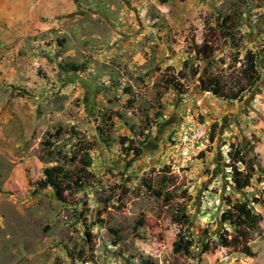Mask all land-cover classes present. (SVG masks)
I'll list each match as a JSON object with an SVG mask.
<instances>
[{"label": "rangeland", "instance_id": "1", "mask_svg": "<svg viewBox=\"0 0 264 264\" xmlns=\"http://www.w3.org/2000/svg\"><path fill=\"white\" fill-rule=\"evenodd\" d=\"M184 64L185 94L158 99ZM199 78L247 91L219 98ZM85 152L90 181L58 200L44 169L75 179ZM252 198L248 257L219 246L220 215ZM0 264H264V0H0Z\"/></svg>", "mask_w": 264, "mask_h": 264}, {"label": "trees", "instance_id": "2", "mask_svg": "<svg viewBox=\"0 0 264 264\" xmlns=\"http://www.w3.org/2000/svg\"><path fill=\"white\" fill-rule=\"evenodd\" d=\"M230 20L228 17L224 19V23L220 26L222 29V35L224 37H230L229 29L230 27L226 25V23ZM212 30V28H210ZM233 40V38L231 37ZM194 52L196 55L202 56L204 59H208L209 56L213 52V48L211 45L207 43V41H203V43L194 47ZM245 69L243 74L245 75V79L249 87L256 81V59L255 55L250 52L245 55ZM186 64H184V68L177 75H168L164 73L158 85V93L157 98L159 99L160 95L166 93L170 89L176 91L177 93L183 95L186 92V88L184 87V81L187 76ZM73 72H78L79 69L76 67H72ZM196 75V74H195ZM199 87L202 91L210 92L213 96L227 99V100H236L239 96L247 91V87H239L234 93H226L223 89L218 85V83H211L210 79H202L199 78ZM65 130L58 129L56 131V135L49 134V139H57L61 136ZM69 132V131H68ZM66 132V133H68ZM214 125L210 129V134L208 138L209 144L214 141ZM54 141L46 140L43 142V146L46 149H49L53 146ZM141 150L138 149V155L140 156ZM204 152L200 153V158H202ZM63 158V157H62ZM231 159L234 163L240 162V151L235 150ZM81 166L77 170V174L75 175V179L72 174L64 171L61 167L55 166L51 168L44 169L43 171V186L51 188L58 200H63L64 195L68 192L69 194L73 193L74 186L78 187L82 183H87L90 181L92 175L88 171V168L91 166V158L87 152L84 153L82 157L79 159ZM168 168V167H166ZM253 169L250 168L244 175L240 171H234L233 175L236 181V188L238 190H242L250 185ZM146 189L151 192L154 196L162 199H166L167 194L162 195L161 191L152 190L151 187L146 184ZM261 202L260 198H252L250 201L245 202H236L231 207L224 210L220 215L221 224H228L232 229V233L224 232V235L219 238V246L224 248H230L234 252L244 254L248 257H254L255 254L251 249V234L254 229L258 226L261 221V216L256 213L252 207V205L259 204ZM140 224H138L139 226ZM205 234V233H204ZM184 238L180 234H178V238L173 243V252L178 254L182 251L188 252L189 241H183ZM182 244V245H181ZM218 244L215 243L208 247L207 245L202 246V252H213L217 249Z\"/></svg>", "mask_w": 264, "mask_h": 264}, {"label": "built area", "instance_id": "3", "mask_svg": "<svg viewBox=\"0 0 264 264\" xmlns=\"http://www.w3.org/2000/svg\"><path fill=\"white\" fill-rule=\"evenodd\" d=\"M201 136V135H200Z\"/></svg>", "mask_w": 264, "mask_h": 264}]
</instances>
